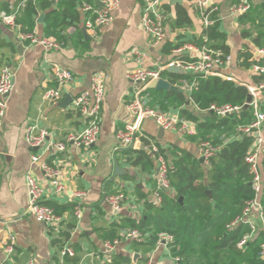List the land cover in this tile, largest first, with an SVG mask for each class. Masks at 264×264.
I'll return each instance as SVG.
<instances>
[{"label": "crops", "instance_id": "0c3cea01", "mask_svg": "<svg viewBox=\"0 0 264 264\" xmlns=\"http://www.w3.org/2000/svg\"><path fill=\"white\" fill-rule=\"evenodd\" d=\"M21 1L0 0V11ZM67 1L59 0L56 4L48 5L47 9L37 4L39 8L30 29L23 23L26 9L19 18L24 30L65 43L60 50L46 51L38 45L29 46L20 40L16 30L0 23V40L4 42L0 49V70L5 65L16 70L15 88L9 97L8 110L0 129V264H68L67 261L75 258L78 263L84 264H108L113 258L123 261L117 264H181L176 262L178 258L172 254L171 246L150 244L144 238L132 241L123 237L116 239L114 241H118V244L114 252L110 255L105 253L106 243L114 242L108 239L113 229L132 223L127 221L138 223L146 219L151 204L160 206L154 196L160 186L157 159L150 151L151 147L163 149L170 164L173 155L182 157L185 154L200 162L201 144L207 141L199 128L200 123L207 121V113L192 104V93L185 90L184 80H174L170 74L164 73L163 79L182 89L183 93L148 90L145 94L150 96L149 104L158 111L187 121L195 129V135L182 131L161 133L162 129L153 120L143 119L140 123L143 138L140 142L131 150L130 147H121L118 133L138 123L128 106L135 100L140 86L130 82L127 75L142 66L158 69L176 61H188L195 56V51L175 54L174 50L180 47L201 49L206 42L208 46L219 43L209 42L207 32L211 27L208 29L205 26L204 18L193 0H182L181 4H174V0H162L168 16L165 23L166 40L162 44H155L143 27L145 0H121L119 8L113 13V22L101 29L97 38H92L88 32L85 36L80 6L84 1L102 7L103 0H77L73 9L79 15L77 21L62 15L68 9ZM241 1L210 0L208 10L218 32L225 36V46L232 58L229 66L218 69L223 75L219 78L239 82L249 91L250 88H258L262 81L256 79L251 67L259 61L258 52L264 48V37L261 43L256 42L263 33L264 2L251 0V8L246 14L233 16L231 8ZM178 6L184 7L190 18V24L183 28L175 27ZM56 16L62 18L60 22L56 23ZM246 54L249 56L248 62L252 63L247 67L244 65ZM54 64L69 70L73 74V81L63 89L58 103L44 102L45 92L56 87L52 77ZM98 72L107 76L99 140L90 148H76L67 141V137L82 131L84 123L74 113L72 103L64 107L63 101L67 97L74 99L88 90L91 77ZM177 95H182L185 103ZM259 99L260 108L264 111V92ZM184 112L193 113L198 117L197 121L186 119ZM252 114L254 120L253 109ZM28 127L48 131L49 137L40 148L32 149L27 144ZM260 134L264 140V125ZM236 138L240 137L235 129L231 134L221 135L219 142H212L227 145ZM60 143L67 146L63 152L51 146ZM141 143L146 145V149H141ZM140 151L148 155L150 163L143 160ZM33 156H39L40 162L33 163ZM115 162L121 169L116 176ZM43 163L60 171L63 192H56L50 180L45 178L41 170ZM28 175L33 176L42 187V203L52 207L63 219V232L67 231L70 235L61 245L55 243L58 237L55 231L27 211ZM171 190L164 192L168 194ZM77 193H84L85 196L76 197ZM119 193H123L126 199L122 211L116 212L105 199ZM77 207L81 210L80 218L75 216ZM69 225L73 226L72 230H69ZM259 226V232L263 233L261 223ZM12 239L15 242L14 252L7 259L5 248ZM66 248L74 255L63 258L62 252Z\"/></svg>", "mask_w": 264, "mask_h": 264}, {"label": "built area", "instance_id": "2783aa9c", "mask_svg": "<svg viewBox=\"0 0 264 264\" xmlns=\"http://www.w3.org/2000/svg\"><path fill=\"white\" fill-rule=\"evenodd\" d=\"M39 0H22L17 5H11L7 10L0 11V23L4 26L16 30L19 33L20 40L29 46L38 45L46 51L60 50L64 47L65 43L55 38H42L37 35L35 31L24 30L19 22L23 11L27 8L29 3L36 4ZM197 8L201 12L205 26L209 29L214 25V20L211 18L210 0H193ZM50 4H56L59 0H47ZM146 7L142 19V24L145 31L150 35L155 44H162L166 40L165 23L168 16L163 9L162 0H145ZM121 0H103V6L97 7L93 4L82 2L80 10L84 16L83 28L92 38H97L99 31L113 22V13L119 8ZM251 8V0H242L240 3L235 4L231 8L233 16H240L246 14ZM187 51H195V56L188 61H176L172 64L177 65L192 77L191 81L184 80V88L192 93L194 88L198 85L200 79H208L210 77H221L218 69L221 67L229 66L232 62L231 56L226 55L221 50H213L208 47L207 42L201 49H195L192 46L180 47L174 50L175 54L183 55ZM136 53V52H135ZM259 61L255 62L251 67L253 75L262 78L258 88L249 89L251 101L249 107L254 110V120L249 124L239 125L236 128L238 137L252 135L257 133L259 137H255V141L246 157V163L250 166L252 174V188L255 193L254 198L246 203L242 214L236 217L229 225V229H234L239 226L248 228V233L243 237L239 243V247H245L260 231L259 224L264 228V210L261 205V198L264 190V175L262 172L261 164L264 155V140L261 137L260 130L264 125V111L260 108V96L264 92V48L260 49ZM167 65L166 67H168ZM166 67H158V69H149L142 66L139 69L131 71L127 75V79L133 84H138L140 89L137 93L135 100L128 106L129 111L136 117L138 123H133L120 131L117 139L121 147H130L143 138L140 131V123L143 119L153 120L158 127L164 131H182L189 135H195V129L189 125L184 119L170 115L169 113L161 112L151 107L150 96L145 94L147 86L155 80L163 78ZM52 77L56 82V87L49 89L43 96L44 102L58 103L62 98L63 89L73 81V74L58 65L52 66ZM106 81L107 76L104 73H95L91 77L90 88L72 101V108L74 113L83 121L84 128L82 131L71 133L67 137V141L76 148H90L95 145L100 136L101 123L100 115L103 107L105 94H106ZM16 83V70L5 65L0 70V129L3 126V121L6 117L8 110L9 97L14 91ZM240 107L232 105L225 106H211L206 112L216 114L220 118H225L231 114L237 113L241 110ZM49 133L46 129H39L37 127H28L26 131V142L32 149H38L45 144ZM226 144L223 142L221 145H216L212 141H204L201 144L202 158L204 165L207 168L211 167L212 159L220 152ZM51 146L59 152L66 150L65 144H51ZM150 151L156 156L157 159V176L159 182V189L155 192L154 196L157 203L162 204V192L170 191V183L168 180V164L163 155L159 153L156 146H152ZM33 163H39L40 157L33 156ZM41 170L45 178L49 179L56 192H63L64 187L60 183L61 173L58 169L49 166L46 163L41 165ZM27 186L29 193V204L27 211L37 221L47 225L50 229L55 231L59 236L63 232V219L55 210L42 203L43 189L34 179L33 176H27ZM84 193H77L76 197H84ZM126 197L123 193L113 196H107L106 202L116 211L120 212L123 208V203ZM77 218L81 217V210L77 207L75 213ZM122 237L125 240H142L143 235L138 229H124ZM173 242V237L169 234H162L158 240V246L169 247ZM118 241L106 243V254L110 255ZM15 242L13 239L6 246L5 253L7 259L13 255ZM73 252L66 248L62 252L63 258L66 256H73ZM260 255L264 257V244L261 245ZM93 256L90 255V257ZM176 262H180L177 259ZM66 264V263H62ZM77 264H84L83 262ZM93 264V262H92ZM144 264H152L147 262Z\"/></svg>", "mask_w": 264, "mask_h": 264}, {"label": "trees", "instance_id": "16d2710c", "mask_svg": "<svg viewBox=\"0 0 264 264\" xmlns=\"http://www.w3.org/2000/svg\"><path fill=\"white\" fill-rule=\"evenodd\" d=\"M77 0H69L62 15L67 18L79 19L74 8ZM47 9L50 5L47 0H39L38 3H29L26 8L24 25L30 29L34 23V16L39 6ZM70 7V8H69ZM264 7V6H263ZM60 15V16H62ZM56 16V23L61 17ZM215 18V15H213ZM263 33L256 42L264 37V18L262 19ZM216 22V21H215ZM190 24V18L184 7H177V19L175 27L183 28ZM60 25V24H58ZM28 31V30H27ZM210 44L208 47L213 50H221L226 55L229 49L225 46V36L220 34L216 25L207 32ZM261 43V42H260ZM4 42L0 40V49ZM243 57V54L240 55ZM244 65L247 67L252 63L248 62V54L244 55ZM174 80L191 81L190 76L169 75ZM258 81L262 80L255 76ZM182 103L185 99L177 95ZM249 98V91L245 87H238L231 81H225L219 77L200 79L198 85L190 95V101L201 111L206 112L212 105H232L242 108L239 112L225 118H219L216 114L206 112V122L199 124L204 132L205 140L219 142L223 134H231L242 124H249L253 120L252 108L246 107ZM189 121H197L193 113H185ZM206 133V135H205ZM212 133L213 135H209ZM255 138L252 135L236 138L224 146L212 159L211 167L206 168L198 160L188 154L182 157L172 156V164L167 160L163 149L159 153L163 155L168 164V180L171 192H162V204L149 206L150 214L140 222H132L129 226L118 225L108 235V239L114 241L122 239V230L125 228L138 229L143 238L150 244L158 243L162 234H169L173 237L171 243L172 254L180 260L181 264H264V258L260 255V246L264 242V232L252 239L245 247H239L240 241L248 233V228L239 226L229 229L228 225L240 216L246 203L254 198V191L251 185L252 174L250 166L246 163V157L250 151ZM145 162L150 163V158L144 151H140ZM264 156V155H263ZM264 175V157L261 164ZM183 198V202H180ZM261 205L264 210V190L261 198ZM73 226L69 225V230ZM69 233L64 231L55 239L57 245L69 238ZM69 262V263H68ZM77 258L67 261L68 264H77ZM120 259L113 258L108 264L121 263Z\"/></svg>", "mask_w": 264, "mask_h": 264}, {"label": "water", "instance_id": "95a60500", "mask_svg": "<svg viewBox=\"0 0 264 264\" xmlns=\"http://www.w3.org/2000/svg\"><path fill=\"white\" fill-rule=\"evenodd\" d=\"M264 2V0H262ZM182 3V0H174V4H181ZM84 34L86 36V31L84 30ZM165 73H168V74H176V75H180V76H187L188 73L186 71H184L183 69H181L180 67H178L177 65L175 64H170L168 67H166L165 69ZM223 78V77H222ZM223 80L225 81H231L233 82L236 86L238 87H245L244 85H242L241 83L239 82H236V81H233V80H229L227 78H223ZM147 90H157V91H166V92H169V93H183V90L172 85L169 81L161 78V79H158V80H155L153 81L152 83H150L148 86H147ZM73 101V98L71 97H67L64 101H63V106L66 107L68 105H70ZM251 101V97L249 95V98H248V103L246 104V107L248 108L249 107V102ZM164 130H161V133H163ZM255 137H259V134L257 133L255 135ZM135 146L132 145L130 146V150L133 149ZM141 146V149H146V145L141 143L140 144ZM200 163L203 165L204 164V159L201 158L200 160ZM120 167L118 166V163L115 162V176L116 175H119L120 173ZM180 202L182 203L183 202V198H180Z\"/></svg>", "mask_w": 264, "mask_h": 264}, {"label": "rangeland", "instance_id": "374dc122", "mask_svg": "<svg viewBox=\"0 0 264 264\" xmlns=\"http://www.w3.org/2000/svg\"><path fill=\"white\" fill-rule=\"evenodd\" d=\"M213 106V105H212Z\"/></svg>", "mask_w": 264, "mask_h": 264}]
</instances>
